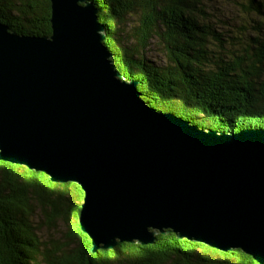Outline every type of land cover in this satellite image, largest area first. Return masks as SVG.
Here are the masks:
<instances>
[{
    "label": "water",
    "instance_id": "water-1",
    "mask_svg": "<svg viewBox=\"0 0 264 264\" xmlns=\"http://www.w3.org/2000/svg\"><path fill=\"white\" fill-rule=\"evenodd\" d=\"M49 2V37L0 22V161L79 186L89 254L167 231L264 264V128L158 112L113 65L94 4Z\"/></svg>",
    "mask_w": 264,
    "mask_h": 264
},
{
    "label": "trees",
    "instance_id": "trees-1",
    "mask_svg": "<svg viewBox=\"0 0 264 264\" xmlns=\"http://www.w3.org/2000/svg\"><path fill=\"white\" fill-rule=\"evenodd\" d=\"M87 1L105 28L113 65L138 82L149 106L205 130L264 128L262 0H232L238 19L219 0ZM0 22L17 34L49 37L50 2L0 0ZM153 44L157 60L147 56ZM82 198L74 183L0 161V264H258L240 250L217 251L167 231L152 245L120 243L89 254L91 240L78 223ZM41 224L59 238L42 240Z\"/></svg>",
    "mask_w": 264,
    "mask_h": 264
},
{
    "label": "rangeland",
    "instance_id": "rangeland-1",
    "mask_svg": "<svg viewBox=\"0 0 264 264\" xmlns=\"http://www.w3.org/2000/svg\"><path fill=\"white\" fill-rule=\"evenodd\" d=\"M262 2L264 3V0H262ZM216 6H218L219 9H221L223 12H225L227 14V17L229 16H235L237 19L238 17L236 16V10H239V7L236 6V4L232 1V0H219L217 3H215ZM237 7V8H236ZM264 12V10H263ZM98 15V12H97ZM98 18V16H97ZM253 19H257V16H254ZM260 20H262L263 22V26H264V17H259ZM98 22L100 23L99 19ZM101 24V23H100ZM102 25V24H101ZM104 27V26H103ZM29 36V35H27ZM30 37H43V36H30ZM104 38H105V28H104ZM104 43V40H103ZM109 52V51H108ZM160 50L156 47V45H152L149 47V51L147 56L149 58H152L153 60H157L158 58H160ZM160 112V111H158ZM19 166V165H18ZM24 167V166H23ZM26 168V167H25ZM71 183V182H69ZM75 184V183H74ZM77 185V184H76ZM78 186V185H77ZM79 187V186H78ZM81 190V189H80ZM84 196V194H83ZM83 199V198H82ZM82 203V202H81ZM38 219V218H37ZM37 219H35V221H37ZM54 235V236H53ZM39 236L41 237L42 240H48V237H54V238H59V234L55 231H51L50 228L45 227L43 224H41L40 227V232H39ZM210 248V247H209ZM242 252V251H241ZM256 262V261H255Z\"/></svg>",
    "mask_w": 264,
    "mask_h": 264
}]
</instances>
